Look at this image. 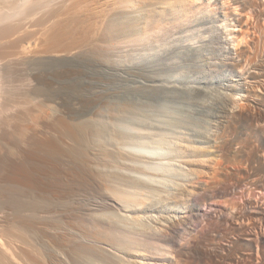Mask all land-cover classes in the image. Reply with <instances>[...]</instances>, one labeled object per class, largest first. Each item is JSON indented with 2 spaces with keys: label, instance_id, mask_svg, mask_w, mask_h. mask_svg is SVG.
Here are the masks:
<instances>
[{
  "label": "bare ground",
  "instance_id": "6f19581e",
  "mask_svg": "<svg viewBox=\"0 0 264 264\" xmlns=\"http://www.w3.org/2000/svg\"><path fill=\"white\" fill-rule=\"evenodd\" d=\"M0 90V264H264V0H0Z\"/></svg>",
  "mask_w": 264,
  "mask_h": 264
},
{
  "label": "rangeland",
  "instance_id": "374dc122",
  "mask_svg": "<svg viewBox=\"0 0 264 264\" xmlns=\"http://www.w3.org/2000/svg\"><path fill=\"white\" fill-rule=\"evenodd\" d=\"M11 87H12V86H11ZM12 89H13V90H11V88H10V89L8 88V89H6L7 91L4 90L3 92L6 94L5 96H9V95H11V94H12V95L14 94L13 96H15V95H16L15 92H17V93L19 92V93H20V91H17L18 88L15 89L14 87H12ZM14 89H15L16 91H15ZM0 91H1V90H0ZM10 93H11V94H10ZM19 93H18V94H19ZM8 94H9V95H8ZM18 94H17V95H18ZM0 95H2L1 92H0ZM1 101H2V99H1V97H0V104H3V105H0V109L3 108L2 106H4V101H2V102H1ZM186 107H187V106H186ZM171 110L173 111V109H171ZM0 111H1V110H0ZM190 112H191V111H190ZM182 113H184V111H182ZM192 113L194 114V111H192V112L189 114V116H188V114H187L188 118H187L186 115H185L186 120L189 119L190 121H193V120H191V119H196V123L199 121L197 124H198V125H199V124L202 125L201 122H200V121H201V120H200V117H201V116L198 115V114H197V115H198V116H197L196 113H195V116H194V115L191 116ZM183 115H184V114H182V117H183ZM196 116H197V117H196ZM199 116H200V117H199ZM189 117H190V118L192 117V118L190 119ZM193 117H195V118H193ZM198 117H199V118H198ZM197 118L199 119L198 121H197ZM189 120H188V121H189ZM193 122H194V121H193ZM200 127H201V129H203L202 126H200ZM200 145H201V144H200ZM201 146H205V145H201ZM224 167L227 168V165L222 164L221 169L224 168ZM225 168H224V169H225ZM211 176H212V175H210V177H211ZM200 177H201V176H200ZM200 177H196V180H201ZM210 177L207 176V178H206V176H205V178H204V177H201V178L206 179V180L209 181V180L211 179ZM212 181H213V180H211V183H212ZM210 185H212V184H210ZM213 185H216L215 181H213ZM241 190H242V191H241ZM241 190H240V191L238 190L237 193L239 194V192H240V193L243 192V193H244V196H242V195H243L242 193H241V195H240V194L237 195V193H236V196H235V197H237V199H239V200L242 199V198L240 199L239 197H241V196H242V197H245V195L249 194V192H247V191H248L247 189H246V190L244 189V191H246V194H245V192L243 191V189H241ZM66 196H67V195H66ZM247 196H248V195H247ZM1 226H2V225H1ZM1 226H0V227H1ZM2 228H3V227L0 228V229H1L0 232L3 231ZM87 261H88L90 264H92L91 261H89V260H87ZM42 264H44V263H42Z\"/></svg>",
  "mask_w": 264,
  "mask_h": 264
}]
</instances>
